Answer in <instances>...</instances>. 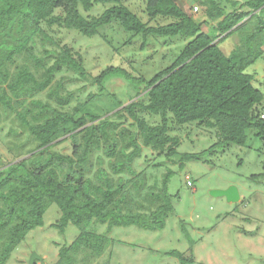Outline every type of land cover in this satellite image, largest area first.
I'll return each mask as SVG.
<instances>
[{"label":"trees","instance_id":"trees-1","mask_svg":"<svg viewBox=\"0 0 264 264\" xmlns=\"http://www.w3.org/2000/svg\"><path fill=\"white\" fill-rule=\"evenodd\" d=\"M195 1L204 5V23L211 24L212 33L175 0H145L146 22L125 0H0V115L17 123L19 131L11 132L28 136L17 147L27 157L0 170V264H7L27 235L44 225L52 204L61 211L55 226L63 232L73 224L79 232L60 249L55 264H76L82 253L85 260L104 253L110 238L94 232L95 223L107 224L108 234L117 226L164 229L174 210L168 192L172 171L163 179L161 194L147 193L158 202L144 206L128 188L139 194L144 186V171L138 172L135 162L145 148L157 157L178 155L180 141L170 134V120L215 129L213 147L245 145L250 129L264 140V92L254 84L256 73L248 71L264 54V0ZM98 4L107 7L91 16ZM158 19L166 23L150 25ZM44 22L87 37L116 22L132 36L142 34V47L149 36L179 35L188 41L151 78L136 77L121 66L93 76L82 55L57 44ZM234 35L238 43L226 54L221 42ZM112 76L145 86L143 96L111 117L86 109L98 92L74 104L79 97L68 89L71 81H88L101 93ZM144 113L160 116L161 122L151 124ZM63 136L71 142V153L56 149ZM199 157L180 155L182 161ZM169 254L191 261L176 250Z\"/></svg>","mask_w":264,"mask_h":264},{"label":"rangeland","instance_id":"rangeland-1","mask_svg":"<svg viewBox=\"0 0 264 264\" xmlns=\"http://www.w3.org/2000/svg\"><path fill=\"white\" fill-rule=\"evenodd\" d=\"M175 1L202 22L203 30L213 32L211 24L204 23L203 4L195 0ZM124 3L143 21H148L145 0H125ZM106 7L95 5L89 14L99 15ZM195 7H198L197 11ZM164 23L165 20L158 19L150 25ZM42 26L57 44L69 46L81 54L86 70L93 76L109 66H121L136 77L151 78L170 65L188 41L179 35L149 36L142 47L145 41L142 34L132 36L116 22L103 26L94 37L45 22ZM237 43L238 37L230 36L221 42V48L229 54ZM248 71L256 73L254 84L264 92V54ZM67 87L75 90L79 97L74 104L87 101L88 94L98 92L87 101L86 109L103 117H111L115 111L137 101L145 88L143 85L136 87L120 76L108 78L101 93L98 86L81 79L71 81ZM139 93L142 95L138 96ZM261 110L264 111V104ZM143 116L151 124L161 122L160 116L149 113ZM169 125L170 134L180 141L178 155L169 159L157 157L155 152L145 148L135 162L136 170L144 171V186L139 194H135L131 186L128 188L144 206L158 202L147 193L161 194L163 179L169 170L172 171L168 192L174 210L167 218L165 228L147 230L135 225L117 226L108 234L107 224H92L91 229L107 234L110 243L101 256L85 260L84 253L80 254L76 264H264V140L256 135L255 129H250L245 145L231 143L213 147L217 142L215 129L198 122L177 125L170 120ZM11 129L19 131L14 119L0 115V170L27 157L25 150H17L27 139V134L16 135ZM58 142L56 149L71 153V142L67 137L59 138ZM31 145L30 142L27 146ZM183 153H199L200 157L182 161L180 155ZM125 178L129 176L125 175ZM232 185L239 191L238 202H229L225 196L211 193ZM60 217L59 207L52 204L44 215V225L27 235L7 264H55L60 249L73 242L79 233L73 224L61 232L55 226ZM173 250L184 253L191 261L182 263L169 254ZM33 254L36 256L31 263Z\"/></svg>","mask_w":264,"mask_h":264},{"label":"water","instance_id":"water-1","mask_svg":"<svg viewBox=\"0 0 264 264\" xmlns=\"http://www.w3.org/2000/svg\"><path fill=\"white\" fill-rule=\"evenodd\" d=\"M215 196H225L229 202H238L240 200V194L236 186L232 185L226 189H216L211 192ZM36 254L31 257V263L33 262Z\"/></svg>","mask_w":264,"mask_h":264},{"label":"built area","instance_id":"built-area-1","mask_svg":"<svg viewBox=\"0 0 264 264\" xmlns=\"http://www.w3.org/2000/svg\"><path fill=\"white\" fill-rule=\"evenodd\" d=\"M195 10L197 11L198 10V7H195ZM262 117L264 118V112L262 113Z\"/></svg>","mask_w":264,"mask_h":264}]
</instances>
